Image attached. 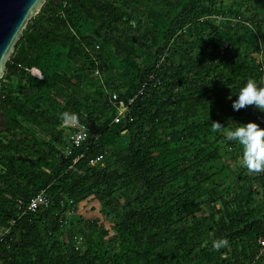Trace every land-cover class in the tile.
<instances>
[{"label":"trees","instance_id":"16d2710c","mask_svg":"<svg viewBox=\"0 0 264 264\" xmlns=\"http://www.w3.org/2000/svg\"><path fill=\"white\" fill-rule=\"evenodd\" d=\"M133 20L134 38L115 33ZM248 78L264 84V0H48L0 79V228L16 219L0 264H264V172L241 166V147L222 134L258 112L231 107ZM113 93L135 97L117 123ZM70 119L87 137L67 156ZM44 188L49 207L20 215ZM90 196L114 235L100 219L66 216Z\"/></svg>","mask_w":264,"mask_h":264},{"label":"clouds","instance_id":"9594fccd","mask_svg":"<svg viewBox=\"0 0 264 264\" xmlns=\"http://www.w3.org/2000/svg\"><path fill=\"white\" fill-rule=\"evenodd\" d=\"M259 55V54H258ZM236 98L231 101L233 112H238L249 106L260 113H264V84L254 78H248L239 88ZM228 99H231L229 95ZM222 123L213 121L212 131L221 132ZM227 141L234 142L241 147L242 165L249 172H264V126L258 120L241 121V123L222 133ZM226 238L213 242V247L219 250L227 246Z\"/></svg>","mask_w":264,"mask_h":264},{"label":"built area","instance_id":"2783aa9c","mask_svg":"<svg viewBox=\"0 0 264 264\" xmlns=\"http://www.w3.org/2000/svg\"><path fill=\"white\" fill-rule=\"evenodd\" d=\"M212 17L217 21H219L221 18V16H217V15H213ZM165 55L166 54H163L161 56L159 63H162L165 61ZM258 57L261 59L262 56L259 54ZM27 70L33 76L37 78H43V75L38 68L32 67ZM95 73L97 75L99 74L98 71H96ZM148 81L153 82L154 85L160 84V80L157 78L156 74L149 75ZM143 86L145 87L146 83ZM142 91L143 89H141L139 92L142 93ZM134 100H135V97L130 98L128 101H125L123 99H120L116 93L110 94L108 102L111 104L112 107L116 108L117 110V114L114 118V122L116 123L120 122L122 118L128 115ZM67 125L75 128V130L72 131V133L68 136L69 145H67L65 148L66 155L70 156L74 154L75 148H78L83 144L87 136H86V127L84 125L76 124L74 121H73V124H70L69 122ZM81 157L82 155L76 156L73 159V162L70 164L68 170L74 169L77 166L78 162L80 161ZM102 158H103L102 155L96 156L95 158H92L89 161V163L95 164L99 162L100 160H102ZM51 202H52V195L47 191V188H44L36 196L32 197L28 202H21L18 206V209L21 212L20 215H23L28 212H36L40 209H45L49 207ZM77 213H78V207L75 204L74 205L71 204L70 207L65 211V214L67 217L72 216L73 214H77ZM15 222H16V219H13L9 227L0 228V244L4 242L5 237L10 232V228L15 224ZM72 243L75 245L76 249H79L84 243L83 236L75 235ZM8 247H10V245H8Z\"/></svg>","mask_w":264,"mask_h":264},{"label":"water","instance_id":"95a60500","mask_svg":"<svg viewBox=\"0 0 264 264\" xmlns=\"http://www.w3.org/2000/svg\"><path fill=\"white\" fill-rule=\"evenodd\" d=\"M48 0H0V79L30 20Z\"/></svg>","mask_w":264,"mask_h":264},{"label":"rangeland","instance_id":"374dc122","mask_svg":"<svg viewBox=\"0 0 264 264\" xmlns=\"http://www.w3.org/2000/svg\"><path fill=\"white\" fill-rule=\"evenodd\" d=\"M141 1V0H139ZM222 4H230L231 2H233V0H221ZM158 5V6H157ZM157 5H153L155 9H160L162 7V5L160 4H157ZM140 8L141 5H138ZM163 8V7H162ZM161 8V10H162ZM148 12L145 10L144 13H142L140 10L135 12L134 13V16H137V17H141L142 20H143V27H144V24H150L151 23V19L147 16ZM136 20H133V22L130 23V26H126V25H120V27L118 26V28L115 29V33L118 35V34H121V31H126L128 32L130 35L133 36V38L138 35L137 32H135L136 28H137V24L135 23ZM142 28V25L140 26ZM127 28H130V30H133V31H128ZM132 28V29H131ZM144 29V28H142ZM253 56H255V58H258V60H261L259 57H258V54H253ZM94 88V87H92ZM249 114H252L250 116L251 120H258V122L260 123H264V114L263 113H260V112H254V113H251L249 112ZM70 122V124H73V120H68L66 121V123L64 124L65 126H68L67 124ZM4 132H5V129H4V118H3V115H2V112H0V136L3 137L4 135ZM126 131H124L125 133ZM23 160H27L29 158H26V157H23L22 158ZM233 159L231 157L227 158L226 160V164H232V167L235 166V162L232 161ZM240 163H242V161H239ZM81 202L78 206V213L83 215L84 218H86L87 220H92V219H100L101 220V223L104 224V226L109 229V232H110V235H114L115 233L113 232V230H111V227H110V224L109 223H106L104 222V219L102 218V215L100 213V208H101V205L99 203V201L97 199H95L94 196H90L89 198L83 200V201H79ZM209 209V208H208ZM109 235V236H110ZM71 237L69 235H64L63 237H61V242L64 244V246L66 247H69L71 245V241H70Z\"/></svg>","mask_w":264,"mask_h":264}]
</instances>
